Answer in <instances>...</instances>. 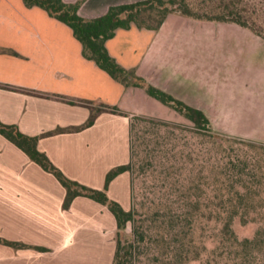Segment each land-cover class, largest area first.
Returning <instances> with one entry per match:
<instances>
[{
	"label": "crops",
	"instance_id": "obj_1",
	"mask_svg": "<svg viewBox=\"0 0 264 264\" xmlns=\"http://www.w3.org/2000/svg\"><path fill=\"white\" fill-rule=\"evenodd\" d=\"M136 1L86 0L79 13L95 18L111 5ZM106 45L146 84L202 110L215 131L264 143V38L251 29L173 12L156 30L118 28ZM0 47L19 53L0 52V120L40 136L39 150L69 178L90 187L103 188L107 172L128 163L133 115L182 118L146 88L114 79L84 56L70 26L41 7H27L24 0H0ZM79 100L114 105L124 114L102 111L89 127L57 132L89 119L92 105ZM124 173L110 183L108 193ZM98 176L101 185L93 182ZM66 193L52 173L0 133V222L16 233L20 229L19 236L7 232L9 240L42 247L69 244L71 229L84 221L88 209L76 206L86 196L64 209ZM30 249L35 248L10 246L0 254V264H60L70 256Z\"/></svg>",
	"mask_w": 264,
	"mask_h": 264
},
{
	"label": "rangeland",
	"instance_id": "obj_2",
	"mask_svg": "<svg viewBox=\"0 0 264 264\" xmlns=\"http://www.w3.org/2000/svg\"><path fill=\"white\" fill-rule=\"evenodd\" d=\"M167 1L164 0V6H167ZM190 1L198 6L202 0ZM162 11L163 8L155 2L143 12L141 19L147 25H155L161 18ZM94 106L101 107L98 103ZM166 121L171 124L163 125L151 120L137 122L136 132L145 134L149 145L147 148L145 145L139 147L135 169L119 176L108 193L111 199L119 201L127 210L135 206L137 218L149 231L150 237L137 244L146 252L138 255L134 264H251V261L253 264H264V249L260 253L245 254L233 239L223 234L225 220L219 216L222 208L218 205L217 196L221 193L227 195L229 190L233 191L237 187L224 188L218 184V173L214 167L215 156L220 155L219 150H224L227 154L239 153L241 156L247 153L255 165L257 182L252 184L251 189L260 193V196L255 206L250 204L240 208L241 211H250L246 222L237 215L232 223L240 240L252 239L258 231L264 233V145L227 137L215 130L213 134L204 129L200 134L187 132L184 128L193 124L183 114L181 120ZM146 131L149 133L146 134ZM126 142L129 162L130 132ZM187 142L196 151L193 157H199L194 165L185 156L189 149ZM156 148L160 150L154 152ZM204 149H210V152L205 154ZM170 173L172 176H167ZM177 179L179 182H176ZM101 180V176H98L93 182L101 185ZM198 184L200 187L189 189ZM175 187L181 190L172 195ZM185 193L189 196H182ZM178 195L184 199L183 209L187 214L179 234L176 235L170 228V219L180 205ZM197 202H200L199 208L194 206ZM76 206L88 209V216L71 229L69 244L59 241L52 247L47 246V251L68 252L69 258L60 260V264H113L118 229L109 207L97 205L86 197L77 200ZM2 224L0 237L10 239L6 233L11 236V230L13 236L20 235V229L16 233L17 229H7ZM122 236L124 239L132 236L131 223H128ZM9 248L10 246L0 243V254L10 251Z\"/></svg>",
	"mask_w": 264,
	"mask_h": 264
},
{
	"label": "trees",
	"instance_id": "obj_3",
	"mask_svg": "<svg viewBox=\"0 0 264 264\" xmlns=\"http://www.w3.org/2000/svg\"><path fill=\"white\" fill-rule=\"evenodd\" d=\"M85 1L86 0H78L74 3H70L64 0H24V3L27 7H41L46 10L50 16L70 26L76 38L83 45L84 56L95 61L98 66L108 72L114 79L126 86L134 85L146 88L151 96L172 106L178 112L185 115L193 124L192 126L185 127V131L200 134V131L204 129L213 134L215 131L211 125V121L202 110L188 105L184 101L175 98L173 95L151 84H146L144 78L136 74L135 69L123 66L110 53L106 42L114 37L118 28L128 29L132 25H136L139 28L156 30L162 25L166 17L173 12H178L196 19L234 22L251 29L264 38V0H202L198 3V6L190 0H168L167 6L163 5L164 0H140L111 5L105 14L95 18H86L79 13L80 6ZM155 2L158 3L159 7L163 8L162 16L155 25H147L145 21L141 19V16L143 12L147 11L150 6L152 7ZM0 52L19 55L17 51L4 47H0ZM69 102L76 103V101L71 100ZM78 102L93 104L92 101L79 100ZM91 109V116L83 125L69 129L60 128L57 132H63L64 130H81L89 127L94 124L97 115L102 111L124 114L119 107L104 103L101 104L100 108H96L92 105ZM140 120H151L154 123L163 125H169L170 123L166 120H159L148 116L133 115L130 122V161L110 169L106 174L105 183L101 189L90 187L69 178L52 162L45 152L39 150L38 140L40 136L27 135L23 133L16 124H7L0 120V133L26 152L28 156L44 170L52 173L66 188L67 193L63 202L64 209H68L73 200L78 196L89 197L109 207L116 218L118 229L113 264H134L137 256L146 252L137 244L144 242L149 236V231L143 227L142 221L137 218V209L135 206L127 210L119 201L111 199L108 195L110 183L118 175L128 171L131 172L135 169V157L139 155V147L145 145L147 148L149 145L145 134L140 135L139 132H136L137 122ZM147 133L149 132L146 131V134ZM218 134L233 137L244 142L264 145V143H258L228 134ZM156 143L159 142L157 141ZM186 145L189 149L185 156L188 162L194 165L199 157L196 159L193 157L196 151L189 142H187ZM159 150V148H156L154 152ZM203 152L205 154L209 153L210 149H204ZM218 153L220 155L217 157L215 156L216 162L214 165L218 173V177L216 178L218 184H221L224 188L228 186L231 188L237 187L233 191L229 190L227 195L221 193L217 196V198H219L218 205L222 208L219 216L221 219L225 220L223 234L233 239V242L239 245L245 254L260 253L264 249V233L262 231H258L256 236L252 239L245 238L240 240L232 227L233 220L237 215H240L244 222L247 221L246 216L250 211L247 209L241 211L240 208L249 206L250 204L255 206V202L258 196H260V193L252 191L251 189L252 184L257 182L255 165H253L247 153H244L243 156L239 153L227 154L224 150H219ZM167 176L170 177L172 174L170 173ZM176 182H179V179H177ZM258 182H260L259 179ZM194 187L198 188L200 184L192 186L189 189ZM179 190L181 189L175 187V190L173 189L171 194L174 195L175 192H180ZM182 196L188 197L189 195L185 193ZM178 197L180 198L179 195ZM179 201L180 205L178 206V210L174 212L175 214L172 215L170 219V228L176 232V235L179 234V229L187 214L183 209L184 199L180 198ZM194 206L199 208L200 202L195 203ZM223 214H225V216ZM128 223L132 224V236L128 239H124L122 235ZM0 243L17 249L35 248L40 251L48 250L46 247L33 246L2 237H0ZM254 258L256 259L257 257ZM250 260L251 259H249V261ZM251 262V264H253V261Z\"/></svg>",
	"mask_w": 264,
	"mask_h": 264
}]
</instances>
